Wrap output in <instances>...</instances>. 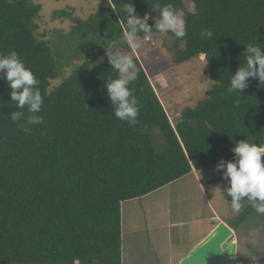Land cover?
I'll use <instances>...</instances> for the list:
<instances>
[{
	"label": "trees",
	"instance_id": "trees-1",
	"mask_svg": "<svg viewBox=\"0 0 264 264\" xmlns=\"http://www.w3.org/2000/svg\"><path fill=\"white\" fill-rule=\"evenodd\" d=\"M129 3L135 16H147L148 34L158 33L154 5L171 4L186 31L181 39L168 33L175 62L204 55L209 66L212 88L175 125L136 57L138 76L128 87L138 102L137 122L115 117L107 84L123 75L110 59L132 49L125 40L104 54L129 30L123 11ZM41 11L31 0H0V55L17 52L43 98L41 124L14 122L11 115L22 110L0 73V264H122L123 203L209 167L218 173L211 183L230 186L220 165L235 161L236 144L264 146V84L249 77L242 93L229 92L231 78L246 67L247 45L264 54V0H102L87 18L68 9L53 13L73 23L60 43L36 36ZM73 61L71 74L53 86ZM150 126L164 138L162 152L146 133ZM241 208L229 226L237 231L256 221L252 252L263 255L264 213L247 198ZM246 259L238 246V264Z\"/></svg>",
	"mask_w": 264,
	"mask_h": 264
},
{
	"label": "rangeland",
	"instance_id": "rangeland-1",
	"mask_svg": "<svg viewBox=\"0 0 264 264\" xmlns=\"http://www.w3.org/2000/svg\"><path fill=\"white\" fill-rule=\"evenodd\" d=\"M42 6L36 19V36L60 43L73 23L55 19L53 13L68 9L73 16L87 18L102 0H31ZM138 17V16H136ZM139 18V17H138ZM139 49L118 55L136 57L145 69L173 125L183 109L195 107L206 97L213 83L204 55L177 64L166 44L169 35L160 33L137 37ZM78 65L73 61L63 69L53 86L60 84ZM146 133L159 152L166 148L164 138L156 126L147 127ZM215 167L195 171L143 198L122 204V256L124 264H179L219 223L231 224L239 212L231 207L227 182L211 183L217 176ZM213 223L215 225L213 226ZM235 231V230H234ZM236 233L238 246L245 254L243 264H264V254L252 252L260 236L256 221L248 220ZM123 259V258H122ZM235 261L226 264H238Z\"/></svg>",
	"mask_w": 264,
	"mask_h": 264
},
{
	"label": "clouds",
	"instance_id": "clouds-1",
	"mask_svg": "<svg viewBox=\"0 0 264 264\" xmlns=\"http://www.w3.org/2000/svg\"><path fill=\"white\" fill-rule=\"evenodd\" d=\"M159 10V17L155 24L158 33L166 35L171 32L176 38L181 39L186 35L185 20L176 12L171 4L161 7L154 5ZM124 13L127 16L126 28L123 35L130 49L141 47L138 42V32L148 34L152 28L147 23V16L140 19L135 16V7L129 3L124 5ZM246 67H242L231 78L229 92L242 93L248 87L246 81L249 77H259L264 84V54L256 44H248L246 48ZM110 63L118 70L123 78L112 80L107 84L109 98L115 107V117L129 124H135L138 116L137 100L132 95L128 85L138 76L137 65L128 55L113 56ZM258 65V68L256 67ZM131 70V71H130ZM0 73H5L4 79L12 89L11 101L22 111L11 115L14 122H20L22 118L28 125L41 124L43 118L36 115L42 109L43 98L39 90V81L31 69L27 68L20 60L18 53L12 51L7 55H0ZM27 108L29 115L25 116L23 109ZM25 133L30 131L21 125ZM235 161L221 164L226 167L225 177L230 179L228 195L231 196V207L234 212H239L241 201L247 198L253 207L260 213H264V146L249 142H238L234 148Z\"/></svg>",
	"mask_w": 264,
	"mask_h": 264
},
{
	"label": "water",
	"instance_id": "water-1",
	"mask_svg": "<svg viewBox=\"0 0 264 264\" xmlns=\"http://www.w3.org/2000/svg\"><path fill=\"white\" fill-rule=\"evenodd\" d=\"M115 42L104 54L111 53L122 41ZM103 56V57H104ZM237 257V241L234 230L224 222H219L179 264H226Z\"/></svg>",
	"mask_w": 264,
	"mask_h": 264
},
{
	"label": "crops",
	"instance_id": "crops-1",
	"mask_svg": "<svg viewBox=\"0 0 264 264\" xmlns=\"http://www.w3.org/2000/svg\"><path fill=\"white\" fill-rule=\"evenodd\" d=\"M193 172H195V170L193 171ZM229 225V224H228ZM235 232V231H234ZM122 264H124V257L122 256Z\"/></svg>",
	"mask_w": 264,
	"mask_h": 264
}]
</instances>
